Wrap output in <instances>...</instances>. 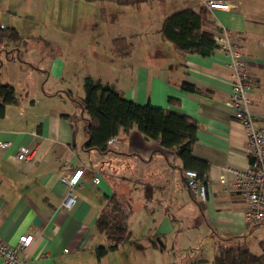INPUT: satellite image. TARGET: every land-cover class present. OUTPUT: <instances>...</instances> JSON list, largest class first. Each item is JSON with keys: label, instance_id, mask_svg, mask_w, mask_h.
Returning <instances> with one entry per match:
<instances>
[{"label": "crops", "instance_id": "obj_1", "mask_svg": "<svg viewBox=\"0 0 264 264\" xmlns=\"http://www.w3.org/2000/svg\"><path fill=\"white\" fill-rule=\"evenodd\" d=\"M203 1L182 0L135 29L129 25L131 14L155 1L136 8L113 1L0 0V25L14 28L22 38L20 47L18 42L0 44L8 48H0V84L12 86L16 95V103L5 106L0 116V142L11 143L0 148V239L14 246L25 233H35L31 247L18 255L22 264H208L190 255L194 247L200 252L204 244L211 247L213 261L220 245L235 247L258 225L244 220L245 206L229 171L249 166L245 128L225 106L232 84L229 60L219 49L207 57L179 54L162 39L160 28L181 9L198 13L205 8L246 58L250 111L255 127L264 128V0H213L232 7L214 13ZM106 8L124 13L120 21L127 22L108 26ZM216 30L208 31L215 35ZM116 39L131 45L130 54L121 56L123 47L113 49ZM88 50L92 59L79 64L73 54ZM37 72L46 76L33 77ZM86 76L113 86L137 105L196 123L191 155L208 165L204 201L187 186L175 153L135 127L128 133L120 130L104 154L84 148L83 125L71 120L80 111L67 93L82 98ZM184 84L195 91L184 90ZM20 147L34 149L31 161L16 159ZM79 167L84 173L75 189L77 201L66 214L57 209L65 195L60 179ZM112 196L126 212L128 232L122 244L97 260L96 249L110 244L96 221ZM121 248H129L126 255Z\"/></svg>", "mask_w": 264, "mask_h": 264}, {"label": "trees", "instance_id": "obj_2", "mask_svg": "<svg viewBox=\"0 0 264 264\" xmlns=\"http://www.w3.org/2000/svg\"><path fill=\"white\" fill-rule=\"evenodd\" d=\"M86 3L113 1L119 6L138 8L147 2L162 3L163 0H79ZM219 29L212 23L205 8L198 13L189 8L181 9L166 17L160 28L163 40L170 43L179 54H196L207 57L217 50L214 34L211 30ZM210 30V31H208ZM216 30V31H217ZM19 33L10 27L0 25V44L21 42ZM122 44V45H121ZM113 49L121 56L130 54L131 45L124 39L112 42ZM183 89L194 92L195 88L184 84ZM84 96L79 98L67 93L69 100L79 109V115L72 121L81 122L87 136L84 148L101 154L108 152L110 143L120 130L128 133L135 127L143 136L156 142L163 149L175 153L182 169L196 173L198 180L205 183L208 165L191 155V148L196 141L197 125L188 117L154 108L140 106L124 99L111 85H102L86 76L83 80ZM16 103L12 86L0 84V116L7 105ZM97 229L109 242L108 247H99L95 254L97 260L105 256L108 250L116 249L127 236V215L121 203L114 197L107 201L105 209L96 221ZM200 264V262L193 263ZM212 264H264V253L256 255L248 249L220 245L216 250Z\"/></svg>", "mask_w": 264, "mask_h": 264}, {"label": "built area", "instance_id": "obj_3", "mask_svg": "<svg viewBox=\"0 0 264 264\" xmlns=\"http://www.w3.org/2000/svg\"><path fill=\"white\" fill-rule=\"evenodd\" d=\"M204 6L212 13L230 12L232 7L228 3L207 0L203 1ZM217 48L227 56L230 75L232 78L231 92L225 106L231 113V118L239 122L246 131L245 150L249 158V166L245 171H231L234 175V187L238 191V197L245 206L243 213L247 223L264 225V128L255 127V117L250 111L251 101L249 92L252 89V82L249 77V70L245 56L237 45L231 40L229 32L219 29L214 35ZM11 146L9 142H0V148L7 149ZM33 148L20 147L16 153V159L20 162L33 159ZM84 168L73 169L61 176V183L65 188V195L57 209L69 214L77 201L75 189L81 186ZM184 177L187 186L200 200H205L204 183L198 180L193 171H185ZM221 183L224 179L221 176ZM94 184L99 183V178L93 179ZM35 238L34 232L22 235L17 244L8 245L0 239V261L2 264H22L18 255L24 253L31 247ZM67 252V249L63 251Z\"/></svg>", "mask_w": 264, "mask_h": 264}, {"label": "rangeland", "instance_id": "obj_4", "mask_svg": "<svg viewBox=\"0 0 264 264\" xmlns=\"http://www.w3.org/2000/svg\"><path fill=\"white\" fill-rule=\"evenodd\" d=\"M180 1L182 0H164L163 3H148L145 6H143L140 10L139 14H131V19L129 20V25L132 27H134L135 29L140 28V27H144V25L147 23L149 24V22H153L154 18L157 16L158 14L162 13L164 10L169 9L170 7L174 8ZM100 5V4H97ZM103 5H112L111 7H116L114 4L111 3H104ZM106 7V6H104ZM123 9H126L125 7H122ZM128 9H130L128 7ZM107 10V8L105 9ZM112 9L110 8L109 10H107V14H106V23L108 24V26L112 25L114 22H116L117 24H120L122 22H127V18H124V20L122 19L120 21V18L122 16V14L124 13H116L115 11H111ZM141 22V23H140ZM104 34H99L98 38H104L103 37ZM105 39H101L100 41H104ZM18 46L20 47L21 42L16 43ZM10 45V43H9ZM12 45V44H11ZM0 48H4V49H8L7 45H3ZM22 50L25 52L27 50H24L22 47ZM23 51H20L21 55L23 56ZM71 54V52H70ZM73 54V53H72ZM15 55V53L12 55V57ZM75 56L78 57L79 60V64H81L82 62L84 63H89L90 60L92 59L93 55L90 52V50L85 51L84 53H82L81 55H76L73 54ZM11 56V55H10ZM81 56V57H80ZM98 58V56H96ZM26 58V55L23 56L22 60H24ZM73 59V61H76L75 57H71ZM18 62V61H16ZM37 65L40 66V64H35V66L37 68ZM36 69V68H35ZM46 76L45 73L43 72H37L36 74L33 75V77L36 76ZM20 79V76L17 77V80ZM74 89L77 90L76 84L74 85ZM74 108V107H73ZM239 240V239H238ZM236 241V246L234 248H238L240 246L241 249H248L251 253L256 254V255H260L262 253H264V228L259 226V225H255L252 232L247 233L246 235L242 236L240 238L239 241ZM130 245H134V243H130ZM201 253L200 249H198V247H194L192 250V253L190 255H193V253L197 254V256L199 257H203L204 259H206L208 264H211L210 261H212V257H213V253L211 250V247H205V244L203 245V247H201ZM126 249L129 250V248H121L120 251H124V255H126Z\"/></svg>", "mask_w": 264, "mask_h": 264}]
</instances>
